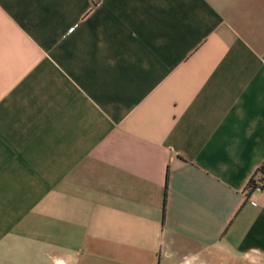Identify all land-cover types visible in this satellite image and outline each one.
<instances>
[{"label":"crops","instance_id":"obj_1","mask_svg":"<svg viewBox=\"0 0 264 264\" xmlns=\"http://www.w3.org/2000/svg\"><path fill=\"white\" fill-rule=\"evenodd\" d=\"M264 0H0V264H264Z\"/></svg>","mask_w":264,"mask_h":264},{"label":"trees","instance_id":"obj_2","mask_svg":"<svg viewBox=\"0 0 264 264\" xmlns=\"http://www.w3.org/2000/svg\"><path fill=\"white\" fill-rule=\"evenodd\" d=\"M264 185V159L255 170V174L251 177L246 185V191L250 192L254 189H259Z\"/></svg>","mask_w":264,"mask_h":264}]
</instances>
